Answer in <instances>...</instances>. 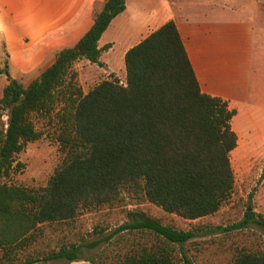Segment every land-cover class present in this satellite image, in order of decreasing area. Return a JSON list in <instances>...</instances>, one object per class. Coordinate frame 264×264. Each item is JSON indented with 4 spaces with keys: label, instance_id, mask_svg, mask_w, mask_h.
<instances>
[{
    "label": "trees",
    "instance_id": "trees-1",
    "mask_svg": "<svg viewBox=\"0 0 264 264\" xmlns=\"http://www.w3.org/2000/svg\"><path fill=\"white\" fill-rule=\"evenodd\" d=\"M125 10L126 0H106L91 29L28 86L12 78L8 63L0 67L8 81L0 99V264H97L82 257L84 248L122 232L140 233L146 241L125 245L111 257L105 253L108 264H177L174 246L195 239L196 232L165 225L142 210L129 211L127 223L93 243L43 255L30 248L44 226L112 204L126 187L140 188L151 204L189 220L217 213L233 193L236 110L202 91L175 21L127 51L125 83L113 75L87 93L77 85L74 65L100 64L111 45L99 42ZM59 102L64 107L56 116L68 158L45 187L11 184L12 173L22 167L17 156L42 137L37 121L50 117ZM253 216L247 213L239 228ZM233 264H264V251L241 252Z\"/></svg>",
    "mask_w": 264,
    "mask_h": 264
},
{
    "label": "rangeland",
    "instance_id": "rangeland-1",
    "mask_svg": "<svg viewBox=\"0 0 264 264\" xmlns=\"http://www.w3.org/2000/svg\"><path fill=\"white\" fill-rule=\"evenodd\" d=\"M172 1L159 0L166 5L165 10L173 12L175 21H183L180 26L187 46L193 48L198 59L205 88L224 97L230 109L236 110L232 127L235 125L241 131V137L237 134L238 145L230 154L235 178L231 197L217 213L189 220L151 204L140 188L126 187L112 204L84 209L73 220L44 226L43 233L30 248L36 255L73 243L89 244L103 239L127 223V213L132 210L145 211L176 229L196 232L195 239L174 246L177 264H233L241 252L264 251V226L257 224L264 222V136H261L264 133V0ZM157 5L154 2L153 6ZM169 17H162L159 22L171 20ZM121 45L120 42L116 51L105 57L116 68ZM4 53L5 66L6 48ZM103 62L92 64L82 60L74 65L77 85L84 93L113 75L125 83L124 72L119 69L112 72ZM63 107L59 102L50 117L37 121L42 137L28 143L17 156L22 167L12 173L11 184L45 187L68 158L69 149L60 139L62 127L56 116ZM3 120L7 121V116ZM247 213H253L254 218L246 227L239 228ZM141 236L122 232L96 248L85 247L82 257L108 264L103 258L105 253L114 256L121 247L141 240ZM48 264L90 263L62 260Z\"/></svg>",
    "mask_w": 264,
    "mask_h": 264
},
{
    "label": "crops",
    "instance_id": "crops-1",
    "mask_svg": "<svg viewBox=\"0 0 264 264\" xmlns=\"http://www.w3.org/2000/svg\"><path fill=\"white\" fill-rule=\"evenodd\" d=\"M156 1L158 5L153 6ZM105 2L106 0H0V67L4 68L6 48L12 78L28 86L54 63L61 50L74 47L80 41L93 26L95 15L102 11ZM165 6L159 0H126V10L112 21L99 42L100 47L111 45L102 53L100 61H104L112 72L116 69L124 72L126 80L127 51L170 21L159 22L162 17L171 15L169 18L175 21L173 12L168 8L165 10ZM190 18L192 17L189 16ZM175 22L202 91L223 99L224 97L205 88L198 59L193 48L187 46V39L180 26L183 21ZM120 42L122 45L116 68L106 62L105 57L114 53ZM5 79V76L0 75V99L8 83ZM26 80H29L28 84H25Z\"/></svg>",
    "mask_w": 264,
    "mask_h": 264
},
{
    "label": "bare ground",
    "instance_id": "bare-ground-1",
    "mask_svg": "<svg viewBox=\"0 0 264 264\" xmlns=\"http://www.w3.org/2000/svg\"><path fill=\"white\" fill-rule=\"evenodd\" d=\"M238 124V123H237ZM245 129V128H244ZM243 129V130H244ZM248 129V128H247ZM234 130L236 131V133L239 135V137H241L240 136V134H241V131L234 125ZM254 131V130H253ZM250 132V131H249ZM243 133V132H242ZM247 134H249V133H247ZM251 134V133H250ZM261 136H264V133L263 134H261ZM258 137V136H257ZM260 150V149H259Z\"/></svg>",
    "mask_w": 264,
    "mask_h": 264
}]
</instances>
